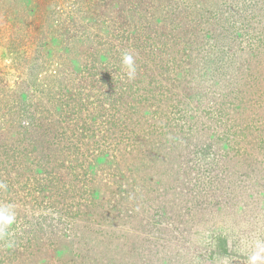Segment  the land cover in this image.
Here are the masks:
<instances>
[{"label":"rangeland","instance_id":"obj_1","mask_svg":"<svg viewBox=\"0 0 264 264\" xmlns=\"http://www.w3.org/2000/svg\"><path fill=\"white\" fill-rule=\"evenodd\" d=\"M0 212V264H264V0H0Z\"/></svg>","mask_w":264,"mask_h":264},{"label":"clouds","instance_id":"obj_2","mask_svg":"<svg viewBox=\"0 0 264 264\" xmlns=\"http://www.w3.org/2000/svg\"><path fill=\"white\" fill-rule=\"evenodd\" d=\"M122 64L127 69V76L129 79H134L136 74V67L134 58L130 53L125 52L122 55ZM14 214H6L4 212H0V234H2L8 226H10L14 221ZM264 251V249H261ZM262 257L259 253L254 254L250 257L251 264H256L257 261L261 260Z\"/></svg>","mask_w":264,"mask_h":264}]
</instances>
